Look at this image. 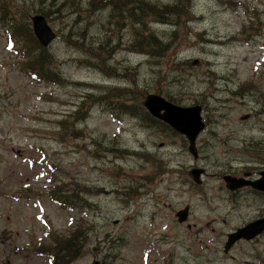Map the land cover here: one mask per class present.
I'll return each mask as SVG.
<instances>
[{
  "label": "rangeland",
  "instance_id": "obj_1",
  "mask_svg": "<svg viewBox=\"0 0 264 264\" xmlns=\"http://www.w3.org/2000/svg\"><path fill=\"white\" fill-rule=\"evenodd\" d=\"M108 1L0 0V264H264V230L224 252L264 218V0ZM148 94L200 107L196 157Z\"/></svg>",
  "mask_w": 264,
  "mask_h": 264
},
{
  "label": "water",
  "instance_id": "obj_2",
  "mask_svg": "<svg viewBox=\"0 0 264 264\" xmlns=\"http://www.w3.org/2000/svg\"><path fill=\"white\" fill-rule=\"evenodd\" d=\"M31 22L33 32L39 40L40 44L42 46H47L48 44H50L55 34L54 32H52V29L47 25L45 18L42 15H35L31 18ZM143 106L153 117L167 123L173 129L185 135L188 140V151L193 157H196L197 153L195 147V140L199 132L204 127V122L202 121L199 115V106L180 107L172 104L171 102L164 99L162 96L156 94L146 95L143 101ZM191 115H193V117ZM201 173L202 170L199 168L191 170V175L195 183L200 182L199 176ZM224 179L226 181V187L230 190H235L243 185L248 184V182L242 179L230 176H225ZM254 187L258 189H263L259 186ZM176 217L178 222H184L188 217V207L177 211ZM263 230L264 218L250 222L244 227L237 228L234 232L229 233L227 235V240L224 244V252H227V250L238 239H250L256 236L257 234L261 233ZM91 264H100V262L98 260H93Z\"/></svg>",
  "mask_w": 264,
  "mask_h": 264
},
{
  "label": "trees",
  "instance_id": "obj_3",
  "mask_svg": "<svg viewBox=\"0 0 264 264\" xmlns=\"http://www.w3.org/2000/svg\"><path fill=\"white\" fill-rule=\"evenodd\" d=\"M128 1L129 0H121V1L120 0H111V1H108V3H112L113 6H116V5H118V2L122 3V2H128ZM134 9H136V8H134ZM149 39H151V37H149ZM41 55L42 54H39L38 57L36 58V60ZM36 74H38V73H36ZM60 188H63V187L62 186L56 187L53 191L50 192L52 200L58 202L61 206H69V205L75 204L71 195H60V196L56 195V193H59V194L63 193L62 191L64 189L60 190ZM75 240H76V237L72 236V237H68L66 240L62 241L61 243H60V240L56 241L55 243L58 244L57 248L51 244V245H47V246H43V247L42 246L40 247V245H39L37 247V249L41 248V251L53 252V254H52L53 264H55V260L57 259V257H60V256H63L65 258L66 262H69L70 259L73 260L77 256H79V254L81 253V250H82L83 245L75 242ZM52 246H54V247L52 248ZM55 248H56V250L53 251Z\"/></svg>",
  "mask_w": 264,
  "mask_h": 264
},
{
  "label": "bare ground",
  "instance_id": "obj_4",
  "mask_svg": "<svg viewBox=\"0 0 264 264\" xmlns=\"http://www.w3.org/2000/svg\"><path fill=\"white\" fill-rule=\"evenodd\" d=\"M177 112H178V111H177ZM187 112H188V111H187ZM189 114H190V113H189ZM191 116L193 117V115H191ZM187 118H188V117H187ZM187 118H186V119H187ZM191 127H192V126H191Z\"/></svg>",
  "mask_w": 264,
  "mask_h": 264
}]
</instances>
